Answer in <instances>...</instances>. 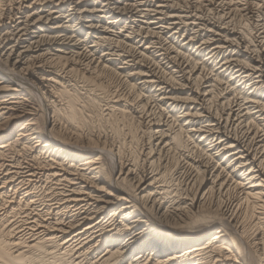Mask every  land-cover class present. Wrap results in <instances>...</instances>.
<instances>
[{
    "label": "bare ground",
    "instance_id": "bare-ground-1",
    "mask_svg": "<svg viewBox=\"0 0 264 264\" xmlns=\"http://www.w3.org/2000/svg\"><path fill=\"white\" fill-rule=\"evenodd\" d=\"M0 264H264V0H0Z\"/></svg>",
    "mask_w": 264,
    "mask_h": 264
}]
</instances>
